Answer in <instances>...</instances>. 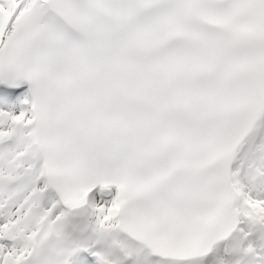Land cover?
<instances>
[{"label": "snow or ice", "instance_id": "6c2138e0", "mask_svg": "<svg viewBox=\"0 0 264 264\" xmlns=\"http://www.w3.org/2000/svg\"><path fill=\"white\" fill-rule=\"evenodd\" d=\"M0 264H264V0H0Z\"/></svg>", "mask_w": 264, "mask_h": 264}]
</instances>
